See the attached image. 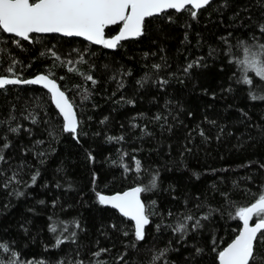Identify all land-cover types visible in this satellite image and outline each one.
I'll list each match as a JSON object with an SVG mask.
<instances>
[{
	"label": "trees",
	"instance_id": "1",
	"mask_svg": "<svg viewBox=\"0 0 264 264\" xmlns=\"http://www.w3.org/2000/svg\"><path fill=\"white\" fill-rule=\"evenodd\" d=\"M191 11L146 20L114 51L56 35L18 45L0 32V77L49 75L79 121L77 135L62 131L39 87L0 90V264H219L241 229L236 212L264 194V83L248 73L245 84L240 66L264 46V0ZM153 179L138 241L98 194ZM250 264H264L259 236Z\"/></svg>",
	"mask_w": 264,
	"mask_h": 264
},
{
	"label": "snow or ice",
	"instance_id": "2",
	"mask_svg": "<svg viewBox=\"0 0 264 264\" xmlns=\"http://www.w3.org/2000/svg\"><path fill=\"white\" fill-rule=\"evenodd\" d=\"M209 3L210 0H0V32L19 38L15 41L18 45L20 41L31 42L33 34L59 33L67 37H83L93 44L114 49L121 41L141 36L144 21L148 17L162 14L167 10L188 11L189 6L198 10ZM196 14V11H191L193 18ZM113 25H120L118 34L106 38L105 30ZM261 31L264 32V28ZM240 66L245 84L250 86L252 84L248 73H253L264 83V46L258 50L247 49ZM191 67L192 64H189L188 68ZM7 71L12 73V78H0V90L21 83L43 85L51 93V98L63 117L62 131L74 136L78 134L79 121L73 104L55 80L48 75L21 80L15 76L12 67ZM86 78L92 79L90 76ZM2 159L3 156H0V160ZM136 170L140 171L139 161L136 162ZM31 179L35 183L37 176L34 175ZM154 187L155 179L152 180L150 187L138 186L111 197L98 194L99 203L110 205L125 218L133 221L134 236L136 240L142 241L145 227L150 220L145 204L141 200V193ZM236 217L243 222V230L226 249L218 253L219 264H250L254 260V247L258 235L264 240V194L259 195L251 206L240 207ZM253 217L257 218L254 226L250 224ZM191 219L192 217L186 218ZM51 230L55 232L56 228L53 227ZM185 230V223L177 225L176 231ZM62 242L58 240L57 245ZM0 249L7 250V245L0 244Z\"/></svg>",
	"mask_w": 264,
	"mask_h": 264
},
{
	"label": "water",
	"instance_id": "3",
	"mask_svg": "<svg viewBox=\"0 0 264 264\" xmlns=\"http://www.w3.org/2000/svg\"><path fill=\"white\" fill-rule=\"evenodd\" d=\"M214 1H216V0H210V3L208 4V5H206V6H204V7H202V8H200V9H198V10H196V9H192L193 11H196V13L198 14L202 9H204V8H206L207 6H209L211 3H213ZM189 9H191V6H189ZM169 11H174V12H177V11H175V10H167L166 12H169ZM166 12H164V13H166ZM181 12H183V11H180V12H177V13H181ZM164 13H162V14H164ZM162 14H159V15H155V16H152V17H148V18H146L145 19V21L146 20H148V19H150V18H153V17H158V16H161ZM145 21H144V24H145ZM144 24H143V29H144ZM115 26H120V25H113V26H110L109 28H111V27H115ZM108 29V28H107ZM106 29V30H107ZM106 30H105V36H106ZM6 34V33H5ZM118 34V33H117ZM116 34V35H117ZM6 35H10V36H12L11 34H6ZM49 35H56V36H60V37H63V38H69V39H71V38H75V39H79V40H82V41H85V42H87V43H90V44H92V45H94V46H96V47H101V46H103V45H97V44H93V43H91L90 41H87V40H85L83 37H67V36H64V35H62V34H59V33H49V34H33V36H49ZM143 35V34H142ZM141 35V36H142ZM141 36H139L138 38H140ZM14 37V36H13ZM114 37V36H113ZM106 38H107V36H106ZM111 38V37H110ZM138 38H130V39H127V40H124V41H121L120 42V44L116 47V48H114V49H111V48H107L108 50H110V51H114V50H116L122 43H125V42H127V41H130V40H136V39H138ZM17 39H19V38H17ZM26 42H29V41H26ZM33 42V40L31 41V42H29V43H32ZM39 75H47V74H43V73H41V74H38V75H36L35 77H33V78H30V79H35L36 77H38ZM49 76V75H48ZM50 77V76H49ZM0 78H12V77H7V76H2V77H0ZM51 78V77H50ZM30 79H28V80H30ZM51 79H53V78H51ZM54 80V79H53ZM56 81V80H55ZM56 83L59 85V83L56 81ZM35 86V87H39V88H41V89H43V90H45L48 94H49V96H50V99H51V102H52V104H53V106L55 107V109L57 110V112L59 113V110L56 108V106H55V103L53 102V100H52V98H51V93L50 92H48V90L47 89H45L44 87H43V85H40V84H24V83H21V84H19L18 86ZM10 86H13V85H10ZM6 87H8V86H6ZM59 87H60V85H59ZM60 89H61V91H63V89L60 87ZM64 92V91H63ZM66 94V93H65ZM66 96L68 97V95L66 94ZM69 98V97H68ZM70 100V99H69ZM70 102H71V100H70ZM72 103V102H71ZM73 109H74V111H75V113H76V110H75V107H74V105H73ZM59 115H60V117L62 118V120H63V117H62V115L59 113ZM76 116H77V113H76ZM77 120H78V117H77ZM64 122V121H63ZM78 128H79V125H78ZM133 188H135V187H133ZM133 188H130V189H128V190H126V191H129V190H131V189H133ZM125 192V191H124ZM124 192H121V193H115V194H101V195H104V196H108V197H111V196H114V195H117V194H122V193H124ZM141 200H142V193H141ZM142 202H143V200H142ZM144 203V202H143ZM103 206H105V207H107V208H110V209H112V210H114V211H116L120 216H122V217H124L121 213H119V211L117 210V209H114V208H112L110 205H103ZM125 218V217H124ZM127 219V218H126ZM129 220V219H128ZM132 223H133V225H134V222L133 221H131ZM257 222V221H256ZM256 222H253V219H252V221L250 222V224L252 225V226H254L255 225V223ZM149 225V224H148ZM147 225V226H148ZM146 226V227H147ZM146 227H145V229H146ZM243 230V222L241 221V229H240V231H239V233L241 232ZM238 233V234H239ZM238 236V235H237ZM236 236V237H237ZM259 236V235H258ZM235 237V238H236ZM235 240V239H234ZM233 240V241H234ZM232 241V242H233ZM231 242V243H232ZM230 243V244H231ZM256 243V242H255ZM229 244V245H230ZM229 245H227L224 249H226ZM223 249V250H224ZM222 250V251H223Z\"/></svg>",
	"mask_w": 264,
	"mask_h": 264
}]
</instances>
